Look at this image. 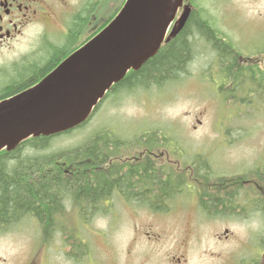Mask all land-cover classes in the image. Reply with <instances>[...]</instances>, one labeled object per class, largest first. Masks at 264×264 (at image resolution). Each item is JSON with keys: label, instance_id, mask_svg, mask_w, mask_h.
Wrapping results in <instances>:
<instances>
[{"label": "rangeland", "instance_id": "1", "mask_svg": "<svg viewBox=\"0 0 264 264\" xmlns=\"http://www.w3.org/2000/svg\"><path fill=\"white\" fill-rule=\"evenodd\" d=\"M121 2L100 1L96 14L103 15L104 8L105 14L111 13ZM196 2V11H203L222 41H227L238 55L243 52L244 57H264V0ZM50 36L51 42H62L57 34ZM43 38L31 27L20 39L1 48L0 75L6 73L12 77L17 67L43 59L49 47L48 40ZM193 39L194 55L177 78L149 87L115 86L80 127L56 135L48 148L38 153L72 148L93 133L104 132L111 140L120 141V149L126 153L136 147L141 138H173L182 150L178 156L181 162L184 160L182 166L188 163L198 168L203 161L198 160L202 154L208 169L219 171V174L262 170L258 165H264L263 90L251 104L252 93L256 92L251 90L253 80L246 76L243 100L249 103H239L237 71L234 69L227 76L209 44L198 35H193ZM240 63L244 71L247 67L251 69L250 62ZM102 139L100 137L98 143ZM66 162L54 166L60 167L62 172L67 167ZM104 196L111 195L105 194L98 201ZM182 196L186 200L190 198L188 192ZM120 200L114 196L113 205H100L78 226V221L82 222L75 209H79V204L65 197L63 208L52 218L55 225L49 230L53 235L50 246L46 241L47 232H43L34 218L26 217L13 226L0 229V264H21L37 252L46 256L47 264H128L130 257H142L145 253L152 257L146 264H166L157 258V253L158 257H164L171 251L174 239L180 240L179 255L187 264H234L239 256H247L251 247L254 248L257 225L237 222L229 216L234 211H223V218L208 223L192 221L189 224L192 205L183 204L174 212L161 215L139 209L133 216L134 212L128 211ZM149 227L163 234L160 245L153 248L144 242L129 254L128 236L132 228ZM74 234L80 236L79 240L71 236ZM75 246L80 249L78 254L65 252L67 247L74 250Z\"/></svg>", "mask_w": 264, "mask_h": 264}, {"label": "flooded vegetation", "instance_id": "2", "mask_svg": "<svg viewBox=\"0 0 264 264\" xmlns=\"http://www.w3.org/2000/svg\"><path fill=\"white\" fill-rule=\"evenodd\" d=\"M100 1L110 2V0H0V49L8 47L16 39H20L31 27L36 28L37 34L44 37L49 38L50 35L57 34L60 39L67 38L73 26L74 17L89 6L87 18L79 26L74 42L76 45L78 39L85 40L102 28L109 21L111 14L116 12L117 9H114L111 13L105 14L104 8L102 9L103 15L99 12L96 14ZM190 1L194 6L193 1ZM66 43L67 39L59 44L48 40L50 47L63 46ZM237 56L235 65L231 63L233 65L231 68L237 71L236 79L240 77L237 80L239 103H249L243 100L245 97L243 85L245 77L248 76L253 80L251 90L256 92L252 93L251 104H253V101H257L259 96L257 93H260L261 90L264 92V85L263 89L261 87L264 83V57H244L243 52ZM240 61L250 62L251 69L247 67V70L244 71L245 67ZM227 70L226 65L224 73L227 76L231 75ZM259 87L261 88L259 89ZM224 88L229 90L227 87ZM128 151L129 153H126L124 150L118 149L117 153L108 159V168H105L104 171L111 174L110 180L113 182H120L126 176H132L133 179L126 180L121 188L112 185L108 189L109 192L105 193L111 196L102 197L101 203L97 201L92 204H79V209H75L81 216L82 222L78 221L76 225L79 226V222L80 225L85 223L83 221L87 220L100 205L104 207L113 205L114 196L121 199V204L128 211L134 212L133 216L139 209L147 210L154 215H161L170 214L180 206L182 207L183 204L192 205V215L190 214L191 216L188 218L189 224L192 221L208 223L212 219L223 218V211H234L235 213H230L229 216L237 222L257 225L254 248L251 247L252 250H249L247 256H239L234 264H264L263 164L258 165L263 167L260 171L223 175L219 174V171L208 169L207 162L203 159L204 155L199 154L200 159L198 160L203 161H200L198 168L188 163L182 166L184 160L181 162V159L178 158L179 153H182L178 142L173 138L164 137L141 138L136 147ZM99 170L96 171V174L99 173ZM186 192L189 193L188 200L182 196ZM62 208L63 204L59 209ZM71 236L78 238L76 240H79L80 237L78 234ZM52 237V234L46 236L49 246ZM128 237L127 250L130 254L133 249L141 246L144 242L147 246L149 243L150 247L157 248L164 236L149 227V229L132 228ZM173 242L171 251H167L164 257L163 255L158 257L157 253V258L160 261H165L166 264H187L186 260L181 259L179 255L180 240L174 239ZM70 247H67L65 252L76 254L80 252L79 247L75 246V251ZM151 260L152 257L145 253L142 257H130L128 264H146ZM47 263L46 256H40L37 252L21 264Z\"/></svg>", "mask_w": 264, "mask_h": 264}, {"label": "trees", "instance_id": "3", "mask_svg": "<svg viewBox=\"0 0 264 264\" xmlns=\"http://www.w3.org/2000/svg\"><path fill=\"white\" fill-rule=\"evenodd\" d=\"M89 9V6L85 7L74 17L65 45L47 47V55L43 59L17 67L12 77L6 73L0 75V100L36 83L72 51L79 26L87 18ZM211 25L201 9L191 11L176 36L163 44L139 69L127 73L115 86L149 87L177 78L194 55L193 35L201 36L209 44L223 70L228 63V73L233 72L231 63L235 65L237 52L227 41H222ZM56 135L29 137L10 150L0 151V229L13 226L29 216L40 223L44 233L49 234L55 225L52 218L60 210L65 197L68 196L76 205L96 203L112 185L121 188L126 180L133 179L126 176L120 182H113L110 180L111 174L104 171L108 168V159L122 146L120 141L111 140L108 134L93 133L75 147L39 154L48 148ZM100 137L103 139L98 143ZM65 161H68L67 167L62 172L60 167L54 166ZM97 169H101L98 174Z\"/></svg>", "mask_w": 264, "mask_h": 264}, {"label": "water", "instance_id": "4", "mask_svg": "<svg viewBox=\"0 0 264 264\" xmlns=\"http://www.w3.org/2000/svg\"><path fill=\"white\" fill-rule=\"evenodd\" d=\"M183 1L125 0L99 32L45 77L0 100V151L30 136L64 132L85 121L114 83L180 32L190 13L185 4L173 22Z\"/></svg>", "mask_w": 264, "mask_h": 264}, {"label": "bare ground", "instance_id": "5", "mask_svg": "<svg viewBox=\"0 0 264 264\" xmlns=\"http://www.w3.org/2000/svg\"><path fill=\"white\" fill-rule=\"evenodd\" d=\"M18 76V75H17ZM8 79H10V78H8ZM97 136V135H96ZM94 143V142H93ZM90 146V145H89ZM55 222H57V221H55ZM84 222V221H83ZM73 226V225H72ZM59 229V228H58Z\"/></svg>", "mask_w": 264, "mask_h": 264}]
</instances>
